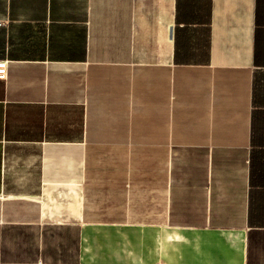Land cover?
<instances>
[{
  "label": "crops",
  "instance_id": "1",
  "mask_svg": "<svg viewBox=\"0 0 264 264\" xmlns=\"http://www.w3.org/2000/svg\"><path fill=\"white\" fill-rule=\"evenodd\" d=\"M0 264H264V0H0Z\"/></svg>",
  "mask_w": 264,
  "mask_h": 264
},
{
  "label": "built area",
  "instance_id": "2",
  "mask_svg": "<svg viewBox=\"0 0 264 264\" xmlns=\"http://www.w3.org/2000/svg\"><path fill=\"white\" fill-rule=\"evenodd\" d=\"M5 74H6L5 64L4 63H0V78H4Z\"/></svg>",
  "mask_w": 264,
  "mask_h": 264
}]
</instances>
